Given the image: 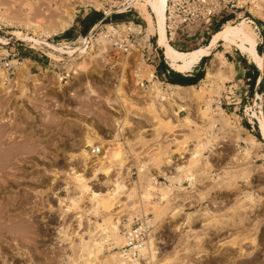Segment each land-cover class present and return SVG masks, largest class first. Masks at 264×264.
Listing matches in <instances>:
<instances>
[{
	"label": "rangeland",
	"instance_id": "1",
	"mask_svg": "<svg viewBox=\"0 0 264 264\" xmlns=\"http://www.w3.org/2000/svg\"><path fill=\"white\" fill-rule=\"evenodd\" d=\"M60 1L62 0L0 2V51L6 50L0 57H6L9 53L6 59L27 61L25 71L15 69L7 76V72L0 69L2 76L5 75L0 85V206L3 204L6 209H10L23 203L21 208H24L22 211L18 209L20 212L15 216L21 219L28 217L26 223L29 226H26L32 227L35 240L41 241L40 245H31L36 247H31L30 250L26 249L27 244L30 245L26 241L22 248L12 240L8 241H12L16 247L1 241L0 247L8 250L3 254L5 259L8 257L7 264H30V258L20 259L17 256L28 252L30 257L31 253L36 255L35 251L40 249L41 255L38 256H41V264H81V251L73 248L77 245H71L78 244L80 238H87L91 231L95 235L100 234L95 226L96 222L102 223L105 218L115 220V215H118L126 223V219L131 220L140 213H149L154 224L151 236L154 256L146 261L148 264H264V134L257 122L258 116L264 118V20L258 17L259 14L264 15V0H242L234 12L225 11L217 18L218 22L221 17L233 12L230 22L236 23L241 17L249 21L248 24L257 33V43L261 47V53H258L263 56V68L250 61L234 45L226 47L222 41H215L212 51L204 58L202 69L205 72L212 52L220 51L226 61L234 65L232 78L217 85L212 81H198L195 85H202V92L191 97L189 102H183L181 108L170 100H159L152 94L158 107H161L162 117L171 118L176 125L171 130L163 125L159 133L154 131L156 123L146 113L147 107L144 105L152 97L148 95L150 91L139 86V82L148 77L151 67L142 64L143 68L137 73L141 76L135 77L133 65L138 60L137 51L122 52L118 45L108 43V50L100 54L99 43L86 61L79 60L82 51L90 46V39L98 38L100 32L106 31L103 25L110 24L108 22L112 20L113 24L110 25L117 26V22L119 26L124 20L132 19V16L135 25L141 24L140 31L134 32V40L144 43L149 37L153 45L159 47L158 53L165 58L162 47L157 44V36L147 29L142 12L135 6V0H96L100 3L98 8L85 6L77 0H67L69 5ZM126 3L135 9L123 14H113L91 27L88 22L81 21L88 14L91 18L99 13L104 15L102 11L108 13L110 9ZM37 4H40V17L44 21L41 20L42 27H15L14 23L17 21L23 22L30 18ZM251 6H255L258 11L256 14L248 11ZM60 7L62 10L73 11L71 24L56 34L45 37L41 32L39 36L41 28L49 29L52 25L55 27V19L58 21L62 15H58L59 12L62 13ZM146 8L153 15L148 5ZM237 11H241L242 15L235 17ZM46 17H51L54 21H48ZM7 21L12 24H6ZM217 22L214 21L213 24ZM124 26L128 27L127 24ZM14 30H19L21 35L15 36L12 33ZM178 38L180 42H168L175 49L190 50L207 44L211 36L203 40L200 36L197 39L183 35ZM16 39L22 42L16 44ZM12 40V43L3 45ZM57 57L59 59H55ZM157 62L159 63L158 60ZM71 67L74 69L68 78L67 70ZM167 67L171 69L168 65ZM246 67L256 70L253 87L245 77ZM34 73L39 75V79L33 81L35 84L32 86L31 74ZM190 73L191 71L180 74ZM217 73L220 74L218 71ZM61 76H64L62 80ZM258 78L261 79L260 83ZM115 89L120 91L119 96ZM207 97L213 102L209 111L204 113L201 109L206 104ZM217 106L223 109L228 124L218 121L210 128L208 126L212 118H219ZM185 116L193 119L191 126L182 124L181 118ZM210 133L217 139H210V146L202 150V163H199L198 168L196 166L197 170L193 171L191 181L181 172L175 171L177 176H181L180 181L185 182L174 190L162 188L163 193L170 195L171 199L165 203L156 202L150 192L153 189L151 178L164 171H172L177 164H183L189 156L188 148L197 143L199 136L205 138ZM248 134L261 142L253 149L250 147L249 151L245 149L248 148V141L241 140ZM88 138L91 139L90 145L102 146L101 154L90 155V145L85 143ZM179 139H183L188 146L183 147ZM117 142H120L119 145ZM81 148L89 156L87 162L82 161L79 156ZM111 149L115 151V159H110V162ZM103 155L110 162L104 166H110L112 172L106 173L101 168L93 174L95 163ZM167 157L172 163L159 173L157 167ZM120 161L122 165L119 168L116 163ZM144 161L147 165L143 172L138 173V166ZM78 178L80 181H77ZM176 178L178 177L175 176ZM115 181L120 182V188L125 192L132 188L135 195L129 200L124 194V198L113 199L107 212L103 207L98 208L101 209L100 212L92 210L95 200L91 197L99 194L107 196L114 188ZM82 185L85 186L84 190H89L82 192ZM143 186L150 195L147 201L142 202L138 194L145 190ZM78 194H81V209H72L71 212L64 210L67 205L66 197ZM155 206L165 207L162 218H155ZM11 212L6 214H12ZM96 212L99 213L98 216ZM7 218H12V215ZM77 220H80L79 225ZM10 222L12 225L13 221ZM10 222L7 224L10 225ZM62 228L66 232H60ZM18 232L13 233L22 237L23 233ZM106 248L91 264H102V258L110 257L111 252L118 250L115 244Z\"/></svg>",
	"mask_w": 264,
	"mask_h": 264
},
{
	"label": "bare ground",
	"instance_id": "2",
	"mask_svg": "<svg viewBox=\"0 0 264 264\" xmlns=\"http://www.w3.org/2000/svg\"><path fill=\"white\" fill-rule=\"evenodd\" d=\"M62 1H60V2H62V4H68V5L70 4L69 2H67V0H62ZM142 1H144V3L150 7L153 15L147 10L146 5H144V3ZM77 2L80 3V4H83L85 6L86 5H89V6H92V7H95V8H98V6H100V3L97 2L96 0H77ZM167 2H168V0H135V6L137 8H139L140 11L142 12V15H143L142 18H143V20L147 24V27H148L147 29L152 30V32H154L155 35L157 36V44L162 47V49L164 51V54L163 55L166 58V62L168 64V66L172 70H174L176 72H179V73H182V74L187 73V72H190L191 69L195 66V64L198 63L199 60H201L204 56L208 55V53L211 50L214 42L217 41V40L222 41L223 44H224V46H226V47H230L231 45H234L241 53L245 54L250 61H252L253 63H255L259 68H263V56L261 54H259L258 51H257V49H256V46L258 45V43H257V33L248 24L249 21L246 18H244V17H241L236 23H232L229 20L226 21V22H224L223 25H222V27H221V29L215 31L212 34L209 42L207 44L203 45V46H200V47H197V48L188 50V51H182V50L175 49L168 42L169 41V38L167 37V34H166V28L165 27H166ZM1 3H0V5H2ZM21 4L23 5V4H25V2L24 3H21ZM71 4H73V3H71ZM39 6H40V4L39 5L37 4V6H35V7L33 6L34 7L33 8V14L30 16V18L29 17L26 18V20L23 21V22L17 21L16 23H14L15 24V27L22 26V27H25L27 29H30V26H33V27H35L37 29L40 28V27H42V24H43L44 21L41 18L42 17L41 16V12H40L41 9L39 10ZM255 6H251L250 8L248 7V11L250 13L256 14V12H258V11L255 10ZM30 9H32V8H30ZM61 10L62 9L60 7V11ZM18 11H20V9ZM56 11H58L57 8H56ZM50 13H51V11H50ZM58 15H61V18L59 17V20L58 21L55 19V22H54L55 27H53V25H52V27L49 28V29H44V28L42 29L41 28L40 35L39 36H41V32H42V35H44L45 37H48L51 34H56L57 31L63 30L64 28L68 27L71 24V22L73 20V11H71V10L68 11L67 9L66 10L63 9L62 10V13L59 12ZM258 17L260 19L264 20V15H260L259 14ZM46 18H48V21H52V19H53L51 17H46ZM46 18H44V19H46ZM49 19H51V20H49ZM41 20L43 22H41ZM53 21H54V19H53ZM8 22L9 21H7L5 23L8 24V25H11L12 24V23H10V22L8 23ZM103 26L106 29V31L100 32L98 34V38L95 37L96 39L95 38L94 39L93 38L90 39V46L88 48H85L82 51L83 54L79 58L80 62L86 61V59H88L89 55H91L95 51V48H97L96 46L99 45V43L101 45V49H98V50L100 51V54H101V53H104V52H106L108 50L106 48L107 45H108V43L116 44L117 42L122 41V38H124V35H126L129 32L138 31L139 28H140L139 25H137V24L135 25L134 23H131L130 25H128V27L127 26H124L123 23H120L117 28L112 27V25H110V24H105ZM12 33L15 36H20L21 35L19 30H14ZM14 41L22 42L21 40H18V39L14 40ZM4 52L6 53V50L0 51V55L2 53H4ZM55 59H59V57H57ZM15 63H13L14 66H15V69H19V71H25V69L27 68V65H26L27 61L18 62V63L15 62ZM73 69L74 68L71 67V68H69L67 70L68 73H67L66 77H68V78L70 77V73L72 72ZM217 71L220 72L219 75H218ZM216 73H217V76H216ZM233 74H234V65H232L230 62L226 61L225 57L223 56V54L220 51H217V52L213 51L212 54H211V58H210V60L208 62V66L205 68L204 75L201 78V80H199V81L200 82L201 81L202 82L212 81L215 85H217V84H221L220 82H222L223 80L225 81V79H227V80L229 79L230 80V78H232ZM31 75H32L31 76L32 77V80H31L32 83H30V85L33 86L35 84V82H33V81L39 79L38 78L39 75L36 74V73L31 74ZM136 75H137V77H140L141 76L140 74H136ZM147 75H148L147 79L149 80L150 79V76H151V72H148ZM4 77H5V75L2 76V72H0V85H2V80H4ZM259 80H260V78L257 79V81H259ZM201 87H202V85H200V86L197 87L195 84L179 85V84H172V83L167 84L166 87H165V85H162L159 81L153 82L151 84V86L148 87L147 90H145V91H150V92H148V95H151L152 97L151 96H148V98L149 97H151V98L149 99V101L145 102L144 105H146V107H147L146 108L147 109L146 113L148 112L147 114L150 115V117H153V119H154V121L156 123L155 126H154V131H156V132L159 133L160 130L163 129V125H166L165 127L166 128H169L171 130L173 127L175 128L176 125H175V122H173V120L171 118H164V117H162V115L160 113L161 107H158V105L155 102V99L153 98V95L156 96V97H158L159 100H170L174 104L175 103H176V105L178 104V107L181 108L183 106L182 105L183 102H185V103H187V101L189 102V100H191V97H193L194 95H197L198 93L202 92L201 91V89H202ZM148 89H150V90H148ZM115 91H116V95L119 96L120 95V91L118 89H115ZM209 99L210 98H208V99L205 98V100H207V102L205 101L206 104H204L203 109H201L202 112H204V113L205 112L207 113L209 111L210 106H211L210 104L213 102V101H211ZM216 108H218V111L217 112L219 113V116H218L219 118H215V117L212 118V121H211L210 125L208 126L210 128L211 127H214L215 124H216V122H218V121L219 122H225V123L228 124V122H227L228 119H227L226 116H224L226 114H224L223 109L220 108V107H218V106ZM259 111H261V110L259 109ZM260 114H261V112H260ZM210 117H212V116H210ZM153 119H152V121H153ZM181 119H182V124H184V126H187L188 127V126H191V124L193 123V119H191V118H189L187 116H185V117H183ZM257 122L259 123V127H260L261 132L264 134V118H263V116H261V115L258 116V121ZM118 125H119L118 130L120 131L121 130V128H120L121 126H120L119 123H118ZM220 128H221V126H220ZM175 135L178 136V135H181V134H175ZM248 135H249V136H247L248 139H247V137L246 138L245 137L244 138H241L242 141H246V142L248 141L247 142L248 148H245L246 150H248L250 147L252 148L255 145H258L259 146L261 144V142L258 141L252 134H248ZM213 138H216V136H214V135L211 136V133L208 136L206 135L205 138H200V136H199V138H197V143L196 144H192L191 145V148H188L187 154L189 156H188V158H186V160L184 162H182L183 164H181V165L177 164L176 167H175V169H173L169 173H168V170L167 171H164L163 174L165 176L169 177V179H171V180H175V181L181 182L180 181L181 180V178H180L181 176L179 175L180 176L179 177V176H177V173H175V171H177V172H181L182 174H184V176H186L185 178H187L189 181H191V178L193 177V171L194 170H197L195 168H196V166L198 168V165L201 162L200 161V158H201L202 150L205 149V148H207L208 146H210V139H213ZM175 140H176V138L174 139V141ZM179 140L182 142L183 147H187L188 146L185 143V141H183V139H179ZM179 140H177V141H179ZM85 141H86L85 142L86 145H90L91 139L88 138ZM110 141H111V139H110ZM181 142H179V143H181ZM119 143L117 142L116 144L119 145ZM118 148H120V146ZM29 149H31V148H29ZM16 151H17V149H16ZM14 152H15V150H14ZM114 152L112 150V155H110V156H112V158H109V161H110V159H115ZM162 153H165V151L162 152ZM4 154H6V153H4ZM244 154H246V153H244ZM79 156L81 157L82 161H84V162H87L88 157H89L88 154H87V152H86V150L85 149H82V148L80 149ZM9 158H10V156H9ZM105 158H106V156L103 155L98 160V163L97 164L95 163V167L96 168H94V171L92 172L93 174H95L101 168H103L106 173H111L112 172V169L110 168V166H106V165L104 166L105 163H110L111 162V161L109 162V161L105 160ZM170 163H172V160L169 157L165 158L164 161L161 163V165H159L157 167L158 172L159 171H163L162 168L169 167L170 166ZM4 165H5V163H4ZM116 165H117V167L120 168L121 165H122L121 161L118 162V163H116ZM146 165L147 164L145 163V161L142 162V163H140L139 166H138V171H139L138 173H140L141 171L143 172V170L145 169L144 166H146ZM151 173H153V172H151ZM194 175H196V174L194 173ZM175 176L178 177V178L175 179ZM82 179L83 178H81V181H83ZM77 181H80V179L77 180ZM119 183H120L119 181H115L113 183L114 188L112 190H110V194H108L107 196H101L99 194V195H94L93 197H91V199L94 198V200H95V205L93 204L94 207L92 208V210L94 209L95 211L97 210L98 212H100L101 209L98 210V208H100V207L102 208L103 207V208H106L105 211L107 212L109 210V209L107 210V208L112 203L113 199L121 198V197H123V194H124V197H126L129 200V199H131L135 195V191L132 188L129 189L127 192H125L123 189L120 188ZM187 183H188V181H187ZM81 187H83V185ZM81 187L79 186V189L80 190H81ZM84 187H83V190H81L82 192L83 191L86 192V191L89 190V189L88 190L87 189L84 190ZM163 189H166V187L163 188ZM167 189H169V188H167ZM165 192H166V190H165ZM138 195L140 197L139 199H142V202H143V200H146L147 201V199L149 198V195L150 194H149V191L145 189L144 192L142 191V193H139ZM91 196H92V194H91ZM80 197H81V194H78V195H75V196H71V197H68V198L66 197L65 200H67V205H65L66 207L64 208V210H66L68 212H71L72 209H76V210L81 209L79 207V202H80V199H81ZM62 201H64V199ZM2 205L0 206V242L3 241L5 243H8V245H10V244H12L11 242L14 241L15 244H16V246L22 248V246H25L26 245L23 242L26 241V243H29L30 244V245L27 244V246H26V249H29V250L32 249V248L35 249V247H36V246L33 247L31 245H40L41 244V241L39 242V241L35 240V236L36 235H34L35 233L33 232L32 227H27L26 226V224H27L26 222L28 220V217L25 218V219L24 218L21 219V218H18V216H15V215H17L18 212L22 211V209L24 208V207L21 208L23 206V203H18L15 208L13 206L10 209H6L5 206H2ZM155 208H156V216H155L156 219L157 218H160L161 216H163L165 214V207H162V206H157L156 207L155 206ZM18 209H20V211ZM8 211H12L11 212L12 214H6ZM82 211H83V209H82ZM98 212H96L97 213L96 214L97 216L99 214ZM173 212H175V211H172V213ZM11 215H12V218H7V217H9ZM21 216H23V215H21ZM78 217L79 216H77V218ZM5 218H6V220H5ZM188 220H190V219H188ZM6 221L7 222L8 221L9 222L10 221H13L12 222L13 224L11 225V222H10V225H9V223L7 224ZM79 221H78V225H79ZM3 223H5V225H3ZM95 226H96L97 230H99L101 232V233L99 232L100 234H96L95 235L91 231V232L88 233L87 238H85V239L84 238H80L81 240L79 239L80 241H79L78 244H75L74 243V245L73 244L71 245V246L77 245V246H75L73 248H77L78 251L79 250L81 251V253L79 254L80 255L79 258H81V264H91V261L92 260L97 259L98 257H100V254L102 253V251H104L103 250L104 247L105 248L106 247L107 248L109 247L108 246L109 243L107 241L110 240V239L113 240V243L110 240L111 243H112L111 246L115 244L116 247L120 248V246L122 244V237L119 234V230H118L119 229V227H118V220H113V219L111 220L110 218H105L102 221V223L96 222ZM23 227H25L27 230L25 228H23ZM14 231H19L18 233H21V234L23 233L22 234V237L17 236L16 235L17 233L14 235V233H13ZM59 231L60 232H64L65 230H63V228H62V231L61 230H59ZM11 233H13V234L11 235ZM61 236L62 235H60V237ZM8 240H12V241L9 242ZM152 243H153V241H152V238L150 237L149 238V245H148V251L150 253L149 259H152V257L154 256L153 255L154 254V251L152 249ZM15 244L13 243L12 245L15 246ZM28 246H30V247H28ZM4 251H5V249L1 246L0 247V264H7L6 259L8 260V257L5 259L6 256L3 255V254L4 253H7L8 250H6L7 252L6 251L4 252ZM9 252H11V251H9ZM35 252L37 254L36 255H33V253H31L30 254V257L27 254L28 252H26L25 254L24 253H20L19 254L20 256H17V258H20L21 257L20 259H22V257H27L28 259L30 258V261H31V262L29 261L30 264H41V256H38V255H41V249L38 250V251H35ZM18 253H16V254H18ZM109 256L110 257H107L105 259L102 258L101 261H103V263H105V264H141L140 262H138L136 260L124 259V257L120 253V250L111 252V254ZM72 259H73V257H72ZM72 259L70 261H72ZM98 263H99V260H98ZM148 263L149 262H146V264H148Z\"/></svg>",
	"mask_w": 264,
	"mask_h": 264
},
{
	"label": "built area",
	"instance_id": "3",
	"mask_svg": "<svg viewBox=\"0 0 264 264\" xmlns=\"http://www.w3.org/2000/svg\"><path fill=\"white\" fill-rule=\"evenodd\" d=\"M242 0H168L167 10H166V34L169 38L170 43L174 41H181L178 37L185 36L187 38L197 39L200 36L201 40L207 39L208 36H212L214 24L217 22V18L220 17L225 11H233L239 7ZM134 6L129 3L126 5H121L116 7V9H110L107 12L102 11L104 15L99 21L110 18L113 14H123L132 10ZM135 9V8H134ZM134 16L130 20H124L122 23L130 25L134 23ZM108 23L113 24L110 20ZM96 24V23H95ZM93 24L92 26H94ZM112 27H118L117 22ZM141 27V24H138ZM134 32H129L126 34V38L122 41L117 42L114 45H118L122 52H130L132 50L137 51L136 64L133 65V72L135 77L140 69L143 68L142 64L151 67V76L148 80L143 79L139 82L140 88L147 90L148 87L155 81H159L162 85L169 84L167 81V75L169 70L165 72L158 73L157 65L160 61L161 55L158 53L159 47L153 45L148 37L144 43H139L134 40ZM13 41L3 44L8 45ZM19 41H15L16 44ZM161 50V49H160ZM6 57H0V69L7 72V76L13 73L15 70L14 62H19L18 58L6 59ZM165 60V58H163ZM146 63V64H145ZM64 76L60 77L62 80ZM249 80V79H248ZM150 90V89H148ZM89 152L92 156H97L103 152V148L99 144H94L89 146ZM170 170H168V173ZM185 181H175L169 179V177L164 174L154 175L151 178L150 184L153 189L150 191L152 193L153 199L158 203H165L171 199L170 195H165L162 188H175L181 187ZM144 189L146 188L143 186ZM145 191V190H144ZM143 191V192H144ZM142 193V192H141ZM118 206V205H117ZM115 220H118L119 234L122 237V244L118 250H120L121 255L124 259L136 260L138 262H144L149 260V238L153 235L154 224L152 223V218L149 217V213H140L134 215L131 220L126 219V223L123 222V217L115 215ZM109 246H111V241H107ZM114 246L112 247V249Z\"/></svg>",
	"mask_w": 264,
	"mask_h": 264
},
{
	"label": "trees",
	"instance_id": "4",
	"mask_svg": "<svg viewBox=\"0 0 264 264\" xmlns=\"http://www.w3.org/2000/svg\"><path fill=\"white\" fill-rule=\"evenodd\" d=\"M232 13L227 14L226 16L221 17L219 19V21L214 25L215 31H217L220 28L221 24H223L224 22H226L227 20H229V19H231L233 17V14ZM243 14H244V12H243ZM240 15H242V12L241 11H237L236 14H235V17L236 16H240ZM101 18H102V14H100V13L97 14V15H95L93 18H91V16L88 14L85 17H83L81 21L88 22L89 23V26L91 27L97 20H99ZM65 34H68V33H65ZM212 49H213V47L211 48V50L209 51V53L212 51ZM257 50H258L259 53H261V47L259 45H257ZM182 51H188V50H182ZM202 60L204 62V57L201 59V62H202ZM165 68H167L169 70V73H168V76H167V81L169 83H172V84H175V83H178L180 85L195 84V83L198 82V80L200 78L203 77V74H204V71H201V73L195 74L192 77V79L187 80L186 79L187 77H184L186 80H184L183 82H179L175 78V76L176 75L181 76V77H183V76L180 73H176V72L172 71L171 69H169L167 67L166 63H164V60H163L162 54H161L160 61H159L158 65H157V72L160 73ZM245 77H247L249 79V82H251L252 87H253V85H254V83L256 81V70L254 68H252L251 70L248 68V70H246ZM260 81H261V79L258 81V83H260Z\"/></svg>",
	"mask_w": 264,
	"mask_h": 264
},
{
	"label": "crops",
	"instance_id": "5",
	"mask_svg": "<svg viewBox=\"0 0 264 264\" xmlns=\"http://www.w3.org/2000/svg\"><path fill=\"white\" fill-rule=\"evenodd\" d=\"M100 20V19H99ZM99 20H97L95 23H97ZM133 21H135V20H133ZM94 23V24H95ZM135 23V22H134ZM140 24V23H139ZM204 58H205V56H204ZM167 63V62H166ZM203 60H202V62H201V60H199L198 61V63L197 64H195V66L192 68V70H191V73L190 74H188V75H182L183 77H181V76H178V75H176L175 76V78L179 81V82H183L184 80H189V79H192V77L195 75V74H197V73H201V71H203V69H202V65H203ZM168 65V64H167ZM166 70H168L167 68H165V69H163L161 72H165ZM246 70H248V67H246ZM182 74V73H181ZM168 76V75H167ZM184 77H187L186 79L184 78ZM199 80H201V78L199 79ZM198 80V81H199ZM175 84H178V83H175ZM196 84V83H195ZM180 85V84H179Z\"/></svg>",
	"mask_w": 264,
	"mask_h": 264
}]
</instances>
